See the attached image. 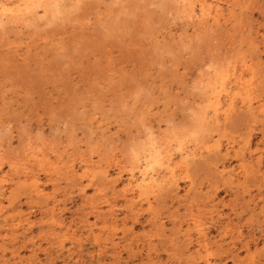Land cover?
<instances>
[{
  "label": "rangeland",
  "instance_id": "1",
  "mask_svg": "<svg viewBox=\"0 0 264 264\" xmlns=\"http://www.w3.org/2000/svg\"><path fill=\"white\" fill-rule=\"evenodd\" d=\"M0 264H264V0L0 19Z\"/></svg>",
  "mask_w": 264,
  "mask_h": 264
},
{
  "label": "bare ground",
  "instance_id": "2",
  "mask_svg": "<svg viewBox=\"0 0 264 264\" xmlns=\"http://www.w3.org/2000/svg\"><path fill=\"white\" fill-rule=\"evenodd\" d=\"M18 1L19 2H17L18 4H17L16 8L15 9H11V8H8V6L10 4V1H8V0H0V19L9 18V17H12L13 18L14 16H20L21 17V15H23V12L25 10H29L30 11V9L35 10V9H38V8H42L43 10H45V6H47V4H51L53 1H56V0H18ZM50 7H52V5H50ZM219 10L220 9H217V10H215V12H219ZM203 14L205 15V13H203ZM216 20H217V18H216ZM219 92H217L216 96H219L218 95ZM159 158H161V157H159ZM169 160L170 159H168V162H169ZM155 161L156 160H154V162ZM149 163H147V165L145 164V166L143 168L138 169L139 170V172H138L139 173L138 185L141 186V187H144V186H152L155 183V178L153 176V174H155V173H151L150 172L153 168L148 167ZM158 163H160V162H158ZM135 181H137V180H135ZM136 184H137V182H136Z\"/></svg>",
  "mask_w": 264,
  "mask_h": 264
}]
</instances>
